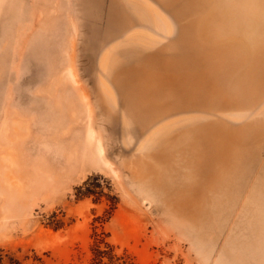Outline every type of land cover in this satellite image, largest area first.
I'll return each mask as SVG.
<instances>
[{
  "label": "rangeland",
  "instance_id": "374dc122",
  "mask_svg": "<svg viewBox=\"0 0 264 264\" xmlns=\"http://www.w3.org/2000/svg\"><path fill=\"white\" fill-rule=\"evenodd\" d=\"M209 123L217 155L187 142ZM95 231L133 264H264V0H0V251L93 264Z\"/></svg>",
  "mask_w": 264,
  "mask_h": 264
},
{
  "label": "bare ground",
  "instance_id": "6f19581e",
  "mask_svg": "<svg viewBox=\"0 0 264 264\" xmlns=\"http://www.w3.org/2000/svg\"><path fill=\"white\" fill-rule=\"evenodd\" d=\"M233 7V6H232ZM230 10V9H229ZM238 10V9H237ZM231 11H232V9H231ZM224 12V11H223ZM222 12V13H223ZM229 12V11H228ZM240 12H241V9H240ZM245 12H246V10H245ZM234 13V12H233ZM247 13V15L246 16H248V12H246ZM220 14H221V12H220ZM238 14V13H237ZM235 15V14H234ZM238 15H240V13L238 14ZM242 15L244 16V14H243V12H242ZM252 16V15H251ZM258 17V16H257ZM256 16H255V18H257ZM114 18L115 17H113V20H114ZM227 18V17H226ZM232 18V17H231ZM252 18V17H251ZM251 18H249L248 20L250 21V19ZM254 18V17H253ZM228 19V18H227ZM233 19H237V18H233ZM246 19V18H245ZM262 19V18H261ZM247 20V21H248ZM252 20V19H251ZM260 20V19H259ZM116 21V20H115ZM227 21V20H226ZM254 21H255V19H254ZM112 22H114V21H112ZM233 22V21H232ZM236 22H237V20H236ZM244 22V21H243ZM115 23V22H114ZM245 23V22H244ZM256 22H254L253 24H255ZM242 24V23H241ZM244 25V24H243ZM260 25V24H259ZM241 26V25H240ZM251 25H249V27H250ZM256 26V25H255ZM257 26H258V24H257ZM261 26V25H260ZM244 27H245V25H244ZM237 28V27H236ZM239 28V27H238ZM243 29V28H242ZM246 29V28H245ZM249 29V28H248ZM244 30V29H243ZM248 31V30H247ZM256 32H257V30H256ZM248 33H249V31H248ZM243 34V33H242ZM256 34H258V32L256 33ZM228 35V34H227ZM230 35V34H229ZM228 35V36H229ZM237 35V34H236ZM251 35V34H250ZM248 36V35H247ZM236 37H238V36H236ZM249 38H250V36H248ZM257 37V36H256ZM227 38V37H226ZM234 38V37H233ZM243 38V37H242ZM245 39V38H244ZM243 39V40H244ZM229 40V39H228ZM227 40V41H228ZM237 40V39H236ZM226 41V40H225ZM226 41V42H227ZM238 41V40H237ZM237 41H235V42H237ZM239 41H241V40H239ZM238 41V42H239ZM250 41V40H249ZM246 42V41H245ZM234 43V42H233ZM241 42H239V44H240ZM249 43V42H248ZM251 43V42H250ZM258 43V42H257ZM259 43H261V41H259ZM258 43V44H259ZM189 44V43H188ZM231 44H232V42H231ZM238 44V43H237ZM243 44V43H242ZM254 44V43H253ZM253 44H251V45H253ZM226 45V44H225ZM245 45V46H244ZM216 46V45H215ZM236 46H238V45H236ZM246 46H248L246 43L245 44H243V49H244V47H246ZM257 46V45H256ZM255 46V47H256ZM190 47V46H189ZM188 47V48H189ZM228 47H229V45H228ZM233 48V47H232ZM232 48H230V49H232ZM250 48V47H249ZM193 49V48H192ZM203 49H205L204 47H203ZM213 49V48H212ZM215 49V48H214ZM219 49H221V48H219ZM218 49V50H219ZM223 49V48H222ZM229 49V48H228ZM239 49V48H238ZM238 49H237V51H238ZM257 49V48H256ZM187 50V49H186ZM207 50V49H206ZM245 50V49H244ZM258 50V49H257ZM199 51H200V49L198 50H196V52L195 53H197V55H199ZM221 51V50H220ZM224 51V50H223ZM242 51V50H241ZM182 52V51H181ZM202 52V51H201ZM208 52H209V50H208ZM226 52V51H225ZM230 51H228V53H229ZM243 52V51H242ZM248 52V51H247ZM188 53H189V51H188ZM207 53V52H206ZM213 53H214V51H213ZM244 55H246V51H244ZM182 54V53H181ZM200 54H203V52L202 53H200ZM204 54H205V52H204ZM208 54V53H207ZM218 54V53H217ZM222 54V53H221ZM232 54V53H231ZM235 54V53H234ZM241 54H243V53H241ZM180 55V54H179ZM197 55H195V56H197ZM210 55V54H209ZM213 56V55H212ZM247 56V55H246ZM182 57V56H181ZM184 57V56H183ZM186 57H188L189 58V54L188 55H186ZM201 57H203V56H201ZM218 57V56H217ZM243 57V56H242ZM246 58V57H245ZM178 59V58H177ZM184 59V58H183ZM194 59V58H193ZM203 59H205V57L203 58ZM208 59V58H207ZM213 59V58H212ZM211 59V60H212ZM253 59V58H252ZM255 59V58H254ZM188 59H186V61H187ZM190 60H192V59H190ZM196 60V59H195ZM209 60V59H208ZM186 61H184L183 63L185 64L186 63ZM212 61H214V60H212ZM219 61V60H218ZM217 61V62H218ZM235 61H237V60H235ZM234 61V62H235ZM178 62V61H177ZM197 62V61H196ZM200 62V61H199ZM229 62V61H228ZM232 62H233V60H232ZM139 63V62H138ZM182 63V64H183ZM198 63V62H197ZM209 63V62H208ZM230 63H231V61L228 63L229 65H230ZM243 63V62H242ZM260 63V62H259ZM227 64V65H228ZM235 64V63H234ZM254 64V63H253ZM255 64H256V62H255ZM255 64H254V66L252 67V68H254L255 67ZM138 65V64H137ZM140 65H141V62H140ZM140 65H138L139 66V68H140ZM201 65V64H200ZM203 65H205V64H203ZM212 65V64H211ZM214 65V64H213ZM215 65H217L216 63H215ZM219 65V64H218ZM224 65L226 66V64H225V61H224ZM188 67H189V65H187ZM193 66V65H192ZM206 66V65H205ZM208 66V65H207ZM221 66H222V64H221ZM237 66V65H236ZM235 66V67H236ZM194 67V66H193ZM203 67V66H202ZM214 67H216V66H214ZM231 67H234L233 65L231 66ZM234 67V68H235ZM260 67V66H259ZM177 68V67H176ZM182 68V67H181ZM195 68V67H194ZM217 68V67H216ZM219 68H222V67H219ZM226 68H227V66H226ZM233 68V69H234ZM238 68V67H237ZM250 68V67H249ZM251 68V69H252ZM257 68V67H256ZM255 68V69H256ZM127 69H128V67H127ZM183 69V68H182ZM185 69V68H184ZM200 69V68H199ZM203 69H205V68H203ZM224 69H225V67H224ZM229 69L231 70V68L229 67ZM191 70V69H190ZM202 70V69H201ZM205 70H208V68L206 67V69ZM210 70H212V69H210ZM222 70V69H221ZM257 70V69H256ZM259 70V69H258ZM215 71V70H214ZM219 71V70H218ZM245 71V70H244ZM247 71V70H246ZM250 71V70H249ZM70 72V71H69ZM201 72V71H200ZM206 72V71H205ZM204 72V73H205ZM210 72V71H209ZM222 72V71H221ZM226 72V71H225ZM235 72V71H234ZM126 73V72H125ZM181 73V72H180ZM228 73V72H227ZM226 73V74H227ZM231 73V72H230ZM233 73V72H232ZM236 73V72H235ZM208 74V73H207ZM207 74H205V75H207ZM215 74H216V71H215ZM195 75V74H194ZM193 75V76H194ZM209 75H211L210 73H209ZM213 76H214V74H212ZM218 75V74H217ZM228 75V74H227ZM124 76V75H123ZM196 76V75H195ZM232 76H234L233 74H232ZM238 76H240V75H238ZM238 76H235L234 78H236V77H238ZM70 77V76H69ZM188 77V76H187ZM201 77V76H200ZM224 77H225V75H224ZM229 77V76H228ZM227 77V78H228ZM231 77V76H230ZM241 77V76H240ZM182 78V77H181ZM218 78V77H217ZM219 78H221L222 79V77H219ZM232 78V77H231ZM249 78H251V76L249 77ZM119 79V78H118ZM117 79V80H118ZM193 80L195 79V78H192ZM216 79V78H215ZM226 79V78H225ZM124 80V79H123ZM196 80H197V78H196ZM204 80H205V78H204ZM230 79H227V81H229ZM239 80V79H238ZM259 80V82H260V79H258ZM200 81V80H199ZM219 81V80H218ZM225 81V80H224ZM242 81V80H241ZM212 82H215V80L214 81H212ZM233 82V81H232ZM245 81L243 80V83H244ZM247 82H249L248 80L246 81V83ZM255 82V81H254ZM211 83V82H210ZM223 83V82H222ZM234 83V82H233ZM241 83V82H240ZM242 83V84H243ZM250 83V82H249ZM252 83V82H251ZM263 83V82H262ZM262 83H260V84H262ZM75 84V83H74ZM185 84V83H184ZM195 84V83H194ZM209 84V83H208ZM214 84H216V83H214ZM224 84V83H223ZM228 84H229V82H228ZM211 85H213V83H211ZM217 85V84H216ZM220 85V84H219ZM253 85H254V83H253ZM253 85H251V86H253ZM200 86V85H199ZM198 86V87H199ZM207 86V85H206ZM230 86V85H229ZM232 86H233V84H232ZM232 86H230V88H233ZM240 86V85H239ZM214 87V86H213ZM221 87H224V86H221ZM220 87V88H221ZM228 87V86H227ZM245 87V86H244ZM247 87V89H248V86H246ZM245 87V88H246ZM255 87V86H254ZM204 88V87H203ZM207 88H208V86H207ZM211 88V87H210ZM226 88V87H225ZM229 88V89H230ZM245 88H243V90L245 89ZM250 88V87H249ZM134 89V88H133ZM202 89V88H201ZM227 89V88H226ZM237 89V88H236ZM246 89V90H247ZM254 89V88H253ZM203 90V89H202ZM217 90V89H216ZM232 90V89H231ZM240 90V89H239ZM250 90H252V89H250ZM250 90H249V92H250ZM258 90V89H257ZM128 91V90H127ZM200 91V90H199ZM205 91V90H204ZM222 91H224V90H222ZM227 91H228V93H229V90L227 89ZM233 91V90H232ZM234 91H235V89H234ZM237 91V90H236ZM253 91V90H252ZM186 92V91H185ZM198 92V91H197ZM214 92V91H213ZM218 92H219V89H218ZM248 92V91H247ZM247 92L245 93V96H246V94H247ZM225 93V92H224ZM227 93V94H228ZM233 93V92H232ZM239 93H240V91H239ZM253 93V92H252ZM256 92H255V90H254V94H255ZM259 93H260V91H259ZM203 94V93H202ZM226 94V95H227ZM230 94H231V92H230ZM251 94V93H250ZM253 94V95H254ZM257 94V93H256ZM222 94H220V96H221ZM232 95V94H231ZM230 95V96H231ZM236 95V93H234V95L233 96H235ZM238 95V94H237ZM241 96H243L242 95V92H241V94H240ZM247 95H249V94H247ZM259 95V94H258ZM199 96V95H198ZM217 96H219V94L217 95ZM229 96V95H228ZM251 96V95H250ZM147 97V96H146ZM201 97V96H200ZM199 97V98H200ZM232 97V96H231ZM153 98V97H152ZM199 98L198 99H193L192 101L191 100H189V106H192V107H195V106H197V100H199ZM229 98V97H228ZM232 98H235V102L237 101L236 100V97H232ZM138 99V98H137ZM154 99H155V97H154ZM153 99V100H154ZM181 99V98H180ZM183 99H184V96H183ZM226 99V98H225ZM230 99V98H229ZM147 100V99H146ZM181 101V100H180ZM224 101V100H223ZM145 102H147V101H145ZM151 102V101H150ZM229 102V101H228ZM243 102V101H242ZM153 103V102H152ZM179 103V102H178ZM201 103V102H200ZM231 103V102H230ZM154 104V103H153ZM176 104V103H175ZM185 104V103H184ZM199 104V103H198ZM222 104H224V103H222ZM233 104H235L234 103V101H233ZM237 104V103H236ZM152 105V104H151ZM151 105H150V109H151ZM195 105V106H194ZM218 105H219V103H218ZM229 105H231V104H229ZM241 105V104H240ZM146 106V105H145ZM156 106V105H155ZM184 107V106H183ZM183 107H180V108H183ZM143 109H144V107H142ZM146 108V107H145ZM148 108V107H147ZM170 108H172V107H170ZM138 110V109H137ZM148 111H149V109H148ZM155 111H157L156 109H155ZM143 112H147V111H143ZM153 112V111H152ZM158 112V111H157ZM161 112V111H160ZM163 112V111H162ZM165 112V111H164ZM151 112H148V114H150ZM159 113V112H158ZM140 114H141V112H140ZM142 114H144V113H142ZM147 114V113H146ZM153 114V113H152ZM155 114H157L156 112H155ZM151 115V114H150ZM140 116V115H139ZM143 116V115H142ZM153 116V115H152ZM138 118V116L136 117V119ZM145 118V117H144ZM153 118V117H152ZM142 119V118H141ZM148 119V118H147ZM140 120V119H139ZM143 120V119H142ZM209 125L211 126V124L209 123L208 124V126H197V127H194L193 129H191V131L189 132V136H191V138H189V139H187V142H188V145L191 147H196V148H204V149H206L205 151H208L209 152V154H211V155H217V154H219V153H221V151H223V149H222V145H224L223 143H222V139L220 138V137H218L217 135H220L221 136V134H225V133H227V131H226V129H222V128H224V127H221V129H218L217 130V128H215V127H213V128H215V129H213V128H211V127H209ZM218 126L217 127H219V124H217ZM221 125V124H220ZM195 126V125H194ZM226 127V126H225ZM229 127V126H228ZM230 128V127H229ZM228 128V129H229ZM251 128V127H250ZM230 130V129H229ZM236 130V129H235ZM187 131H189V130H186V132ZM232 130H230V132L229 133H232L231 132ZM233 131H234V129H233ZM254 131V130H253ZM236 132V131H235ZM258 132V131H257ZM261 132V131H260ZM221 133V134H220ZM234 133V132H233ZM250 133V132H249ZM185 135H186V133H185ZM89 136H93V134L91 133V135H89ZM223 136V135H222ZM186 137V136H185ZM184 137V138H185ZM221 139L220 141H216L217 139ZM227 138V137H226ZM242 138V137H241ZM213 139H216V140H214V142H213ZM224 139H225V137H224ZM186 140V139H185ZM240 140V139H239ZM243 140H245V139H243ZM184 142V141H183ZM240 142V141H239ZM242 143H244V141L242 142ZM246 143V142H245ZM183 145V144H182ZM184 147V146H183ZM187 147V146H186ZM99 150H100V153L102 152V149H101V147L99 146ZM199 150V149H198ZM193 151V150H192ZM200 151V150H199ZM204 151V150H203ZM195 155V154H194ZM205 155H207V154H205ZM224 155H225V153H224ZM199 158V157H198ZM225 158H227V157H225ZM200 160V159H199ZM224 160V159H223ZM223 162V161H222ZM220 163V162H219ZM199 165V164H198ZM211 165V164H210ZM213 167V166H212ZM237 167V166H236ZM235 167V168H236ZM214 168V167H213ZM234 168V169H235ZM206 169V168H205ZM210 170V169H209ZM238 170V169H237ZM237 170H235V171H237ZM192 171V170H191ZM197 171V170H196ZM212 171V170H211ZM231 171H232V169H231ZM215 172H216V170H215ZM220 172H221V170H220ZM223 173V172H222ZM235 173V172H234ZM225 174V173H224ZM195 175V174H194ZM222 176H224V175H222ZM226 177V176H225ZM231 177V176H230ZM224 178V177H223ZM228 178V177H227ZM226 178V179H227ZM230 179V178H229ZM221 180V179H220ZM232 180V179H231ZM164 181V180H163ZM162 181V182H163ZM226 180H224L223 182H225ZM228 182V181H227ZM231 183V182H230ZM164 185V184H163ZM220 185V184H219ZM225 185V184H224ZM229 185V184H228ZM227 185V186H228ZM222 186V185H221ZM168 189V188H167ZM166 189V190H167Z\"/></svg>",
  "mask_w": 264,
  "mask_h": 264
},
{
  "label": "trees",
  "instance_id": "16d2710c",
  "mask_svg": "<svg viewBox=\"0 0 264 264\" xmlns=\"http://www.w3.org/2000/svg\"><path fill=\"white\" fill-rule=\"evenodd\" d=\"M89 179L84 184V189H77V198L83 200L91 196L99 195L95 190L88 187ZM101 189V186H97ZM58 229V227H56ZM93 264H133L127 252L117 253V248L109 243L102 234L95 231L94 242L91 248ZM0 264H21L19 260L3 251H0Z\"/></svg>",
  "mask_w": 264,
  "mask_h": 264
}]
</instances>
